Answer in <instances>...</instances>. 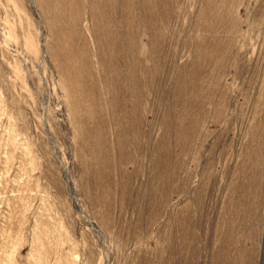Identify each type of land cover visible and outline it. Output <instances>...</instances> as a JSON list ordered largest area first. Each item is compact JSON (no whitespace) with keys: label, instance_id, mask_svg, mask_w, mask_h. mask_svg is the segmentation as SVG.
I'll return each instance as SVG.
<instances>
[{"label":"rangeland","instance_id":"1","mask_svg":"<svg viewBox=\"0 0 264 264\" xmlns=\"http://www.w3.org/2000/svg\"><path fill=\"white\" fill-rule=\"evenodd\" d=\"M0 264H264V0H0Z\"/></svg>","mask_w":264,"mask_h":264}]
</instances>
